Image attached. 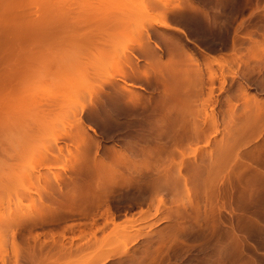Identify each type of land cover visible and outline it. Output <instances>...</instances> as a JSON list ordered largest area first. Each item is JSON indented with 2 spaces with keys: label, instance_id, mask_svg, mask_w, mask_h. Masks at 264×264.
Listing matches in <instances>:
<instances>
[{
  "label": "rangeland",
  "instance_id": "rangeland-1",
  "mask_svg": "<svg viewBox=\"0 0 264 264\" xmlns=\"http://www.w3.org/2000/svg\"><path fill=\"white\" fill-rule=\"evenodd\" d=\"M93 1L52 61L0 48L37 61L2 59L0 264H264V0Z\"/></svg>",
  "mask_w": 264,
  "mask_h": 264
},
{
  "label": "bare ground",
  "instance_id": "bare-ground-1",
  "mask_svg": "<svg viewBox=\"0 0 264 264\" xmlns=\"http://www.w3.org/2000/svg\"><path fill=\"white\" fill-rule=\"evenodd\" d=\"M96 2L95 1H93V0H0V18H1V23L2 22H5V23H7V27H9V25H10V23H8V22H20V24L21 25H19V26H14L13 24L14 23H11V26L13 25V27H15V28H13L12 29V31H11V29H6V30H2L3 32H5L6 31V36H3V34H1L0 36H2V37H0V38H2V40H5V39H3V37L5 38H7V40L9 41V43H10V41H12L11 42V44H9L8 43V41H4L3 42V45L6 43V44H8V45H4V47H3V45H2V47H0V48H7L8 46L10 47V49H9V51L10 50H12L13 48H14V50H17V49H19V48H22L23 46V44L25 45V44H28V47H27V45H25L23 48H25V47H27L28 49H29V47L30 46H32L33 45V43H34V45L30 48V51H31V53H30V55H32V53L34 52L33 50H36L34 47H39V50L37 51H35V52H38V54L36 55V53H35V55H34V58L36 57V59H37V57H38V59H40V57H47L46 59H48L47 61H50L51 60V57H49V56H52L51 55V52H49V50H50V47L51 46H55V43L57 42V41H59L60 43H62V41H64L65 43L67 42V41H75L76 39L78 40L79 39V41H81V40H84L85 39V37H86V33H89V29L91 30L90 32L93 34V32L94 31H92V29L93 28H90L91 27V21L90 20H92L91 18H93V16L97 13V11H99L100 10V8L99 7H97L98 5L97 4H95ZM90 21L89 23H86V22H88V21ZM4 24V23H3ZM16 24V23H15ZM17 24H19V23H17ZM31 25V26H30ZM90 25V26H89ZM1 26H3V25H1ZM5 26V27H6ZM11 26L9 27V28H11ZM25 26H28L29 28L30 27H32V28H30V29H32L31 30V32H30V29H28L27 27H25ZM35 26H38V27H40L39 29H38V27H37V29H35ZM4 27V26H3ZM3 27H0V28H2L3 29ZM88 27H89V29H88ZM26 28V29H25ZM5 29V28H4ZM15 29V30H14ZM34 29V30H33ZM41 30V31H40ZM1 31V32H2ZM14 31L17 33H14ZM26 33H25V32ZM88 31V32H87ZM0 32V33H1ZM33 32V33H32ZM19 33H21V35H22V37L24 38V36H26L27 38H30V39H28L29 40V43H28V41H26V39H22V37L20 36V34ZM91 33H89V34H91ZM19 34V35H18ZM88 34V35H89ZM4 35H5V33H4ZM16 36V35H18V36H16V37H13V36ZM88 35H87V37H88ZM85 36V37H84ZM9 37H10V40H9ZM11 37H12V39L13 40H15V43L17 44V42L20 44L21 43V45L19 46V48H17V47H14V45H15V43L13 42V40L11 39ZM17 37H20L22 40H25V42H27V43H25V42H21V40L20 39H18ZM25 37V38H26ZM80 37H83V38H81L80 39ZM16 38H17V40H19V41H17L16 40ZM32 39L34 40V42L32 41ZM76 40V41H77ZM86 40H88V38H86ZM17 41V42H16ZM30 41L32 42L31 44H30ZM75 41V42H76ZM78 41V43H83V41H81V42H79ZM47 42L50 44V46H48V44H47ZM0 43H2V41L0 40ZM13 43V44H12ZM59 43V44H60ZM71 43H73L74 44V42H71ZM77 43V44H78ZM84 43H86L85 41H84ZM41 44L43 45V46H41ZM47 44V45H46ZM52 44V45H51ZM63 44V43H62ZM61 44V45H62ZM18 45V44H17ZM46 45V46H45ZM58 45V44H57ZM13 46V47H12ZM16 46V45H15ZM22 46V47H21ZM66 46V45H65ZM8 47V48H9ZM12 47V48H11ZM36 47V48H37ZM43 47H48L47 49L46 48H44V49H41V48H43ZM8 48L6 49L7 50V52H9L8 51ZM16 48V49H15ZM21 49V51L20 50H17V51H20L19 53L18 52H16V54L18 53L19 55H20V53H22V52H24V54H26L27 52H28V50L26 49V51L24 50V49ZM32 48H34V49H32ZM54 48V47H53ZM52 48V49H53ZM62 48V47H61ZM80 48V47H79ZM38 49V48H37ZM43 50L42 52H41V50ZM57 49V48H56ZM59 49V48H58ZM57 49V50H58ZM3 50H5V49H0V52H4ZM59 50H62V49H59ZM29 51V52H30ZM50 53H48V52ZM11 52V51H10ZM57 52V51H56ZM55 52V53H56ZM64 52V51H63ZM62 52V53H63ZM14 53H15V51H14ZM13 53V54H14ZM54 53V54H55ZM1 55H0V62L2 63V59H3V57H7L6 55H8L9 53H7L6 54V51H5V54H3V57H2V53H0ZM13 54H11L10 53V55H13ZM17 54V55H18ZM28 54V53H27ZM66 54H67V51H66ZM5 55V56H4ZM58 55H60V54H58ZM62 55V54H61ZM14 56V55H13ZM13 56H9L8 55V57H10L8 60H9V62L6 64V66H5V62L3 61V63H4V70H3V72L5 71V67H6V69L7 68H9V69H12L10 66H11V64L10 63H13V62H15V60H17V58H15V59H13ZM24 56H29V54L28 55H24ZM54 56V55H53ZM52 56V57H53ZM14 57H18V56H14ZM22 57H23V55H22ZM31 57V56H30ZM30 57H29V63L31 62V64H33V63H37V61H30ZM57 57V56H56ZM20 58H21V56H20ZM6 59V58H5ZM4 59V60H5ZM10 59H11V61L12 62H10ZM25 59H27L26 57L23 59V60H25ZM33 59V58H32ZM37 59V60H38ZM45 59V60H46ZM50 59V60H49ZM54 58H52V60H53ZM58 59V58H57ZM22 60V58H21V61L22 62H28L27 60L26 61H23ZM45 60H44V62H45ZM51 60V61H52ZM55 61V60H54ZM17 62H20V59H19V57H18V60H17ZM39 62H41V59H40V61ZM58 62H60V60L58 61ZM57 62V63H58ZM61 62H63V60L61 61ZM0 63V65H2V66H0V70H1V67H3V63L1 64ZM36 63H35V65H36ZM9 64H10V66H9ZM13 64H14V66L15 67H13ZM12 64V67L14 68V70H15V68H16V70H17V67H19V69H20V65L21 64H23L22 66H24V67H30L31 66V64H28L27 66H25L26 64H24V63H18V65H15L16 64V62L15 63H13ZM44 64V63H43ZM42 64V65H43ZM49 64V63H48ZM61 64V63H60ZM7 65H8V67H7ZM30 65V66H29ZM34 65V64H33ZM51 65V64H50ZM59 65V64H58ZM57 65V66H58ZM17 66V67H16ZM40 66V65H39ZM31 67H33V66H31ZM51 67V66H50ZM62 67V66H61ZM60 67V68H61ZM38 68H40V67H38V65H37V67H36V69H38ZM52 68V67H51ZM23 69V68H22ZM33 70H35L34 68H32ZM41 69H42V67H41ZM48 69V68H47ZM13 70V69H12ZM15 70V73L16 72H18L19 73V71L21 72V71H23V70H17L16 71ZM30 70V69H29ZM9 71V72H8ZM6 70L4 73H5V76H10L11 75V71L10 70ZM26 71H27V69H26ZM40 71L41 70H38V72L40 73ZM43 71V70H42ZM45 71V70H44ZM2 72V71H1ZM2 72V73H3ZM25 72V71H24ZM3 73V74H4ZM10 73V74H9ZM13 73V72H12ZM37 72L35 71V74H36ZM3 74H2V77H5V76H3ZM17 74V73H16ZM22 74V73H21ZM19 75V76H21V77H23V75ZM25 75L24 76H26V73H24ZM29 74V73H28ZM27 74V75H28ZM32 74V73H31ZM31 74H29V75H31ZM33 74H34V72H33ZM32 74V75H33ZM40 74H44V73H40ZM11 76H13V75H11ZM10 76V77H11ZM18 76V77H19ZM35 76V79L37 78L36 77V75H34ZM34 76H33V78H34ZM0 77H1V75H0ZM10 77H7L6 79L7 80H9V79H11ZM16 77H17V75L14 77L15 79H11L15 84H16V88L18 87V89H19V86L21 85H19V83H21V81H22V78H21V80L20 81H18L17 79H16ZM41 77H45V75L44 76H42L41 75ZM29 78H30V76H29ZM28 78V79H29ZM32 78V77H31ZM2 78H0V80H1ZM4 79L5 78H3V81H4ZM19 79H20V77H19ZM38 79V78H37ZM43 79V78H42ZM15 80L16 81H18V82H15ZM44 80L45 79H43V81L42 82H44ZM25 81V79H23V81L22 82H24ZM27 81V80H26ZM29 81H30V79H29ZM31 81H34V82H36L35 80H33V79H31ZM38 81H40V80H38ZM4 82H6V80L4 81ZM12 82V84L14 85V83ZM3 83V82H2ZM7 86H5V84L6 83H4V85H2L1 87H5V89H6V87H8V85L10 86V85H12L11 84V81L10 82H8L7 81ZM10 83V84H9ZM24 83H27V82H24ZM29 83V82H28ZM32 83V82H31ZM31 83H29L28 85L29 86H31L30 84ZM1 84V83H0ZM23 84V83H22ZM33 84V83H32ZM42 84V83H41ZM12 85V86H13ZM19 85V86H18ZM24 85V84H23ZM23 85H21L22 87H20L21 88V92L24 90V88H26V86H27V84L25 85V87L23 86ZM12 86H10L11 88H12V91L13 90H15L16 88H14L15 87V85L12 87ZM33 86V85H32ZM31 86V87H32ZM39 86H41V85H39ZM44 86V85H43ZM42 86V87H43ZM0 87V88H1ZM30 87V88H31ZM34 87V86H33ZM2 88V89H3ZM10 88V89H11ZM14 88V89H13ZM29 88V87H28ZM29 88V89H30ZM40 88V87H39ZM1 89V90H2ZM4 89V90H5ZM9 89V88H8ZM18 89H16L17 91H15V92H18L19 91V93H20V89L18 90ZM36 89H38V88H36ZM41 89V88H40ZM40 89H39V91H40ZM0 90V91H1ZM31 90V91H30ZM30 90H28V91H30L31 93H29V95H31L32 94V91H34V90H32V88L30 89ZM28 91H26V93L28 92ZM37 91V90H36ZM6 92L8 93V92H11V90L10 91H8V90H6V91H4V92H2V93H4V94H2L1 93V95L2 96H4V95H6ZM14 92V93H15ZM23 92H25V90L23 91ZM13 93V92H12ZM35 93V92H34ZM33 93V96H32V100L31 101H33L34 99H38V96L36 97V98H34L35 96H36V93L34 94ZM37 93H38V91H37ZM40 93V92H39ZM21 94V96H22V93H20ZM40 94H42V93H40ZM9 95V98H13V97H11V94H8ZM8 95H7V97H8ZM15 94H12V96H14ZM25 95V94H24ZM23 95V96H24ZM28 95V94H27ZM28 95V97L26 96H24V98H22V97H20L18 94L17 95H15L16 96V98H17V96H19L18 98L20 99V103H22L21 101H25V100H28L29 101V99H31V97ZM2 98V97H1ZM16 98H13V100H15V101H17V102H19V100L17 99L16 100ZM39 98H40V96H39ZM42 98V97H41ZM7 99V102H8V98H6ZM37 99H36V102H37ZM5 100V99H4ZM3 100V101H4ZM12 99H11V102L13 101ZM27 101V102H28ZM40 101V100H39ZM5 102L6 101H4V102H2L3 103V105H7V103L5 104ZM26 102V101H25ZM24 102V103H25ZM34 103H35V101H33ZM47 102H49V101H47ZM45 103V102H44ZM50 103V102H49ZM1 104V103H0ZM13 105L15 104L14 103V101H13V103H12ZM29 105L31 104V103H28ZM41 104V103H40ZM46 104V103H45ZM2 104H1V106H3ZM9 105H11V104H9ZM21 105V104H20ZM31 105H33V104H31ZM42 105V104H41ZM44 105V104H43ZM1 106H0V108H1ZM12 106V105H11ZM24 106H28V105H24ZM3 107H5V106H3ZM7 107H8V105H7ZM7 107H6V109L5 108H3L4 110L2 111V112H4L5 114L7 113L6 111L7 110H9V109H7ZM14 107H16V105H14ZM22 107V106H21ZM32 106H30V108H31ZM37 107V106H36ZM35 107V108H36ZM44 107V106H43ZM11 108V107H10ZM20 108V107H19ZM25 108V107H24ZM24 108H22V112H23V109ZM16 109V108H15ZM17 109H18V106H17ZM2 110V109H1ZM1 110H0V113H1ZM20 110V109H19ZM18 110V111H19ZM10 111V110H9ZM13 111H15L16 112V110H13ZM17 111V113H20V111L18 112ZM41 111V110H40ZM21 112V113H22ZM32 112V111H31ZM9 113V112H8ZM12 113V112H11ZM10 113V115H12ZM20 113V114H21ZM29 113V114H28ZM27 114H28V116L29 115H32V114H34V111H33V113H30V112H28ZM42 113V112H41ZM36 115V114H35ZM42 115V114H41ZM19 116H21V118L23 117V115H18L17 114V117L15 116V117H13L12 116V118L11 117H9L10 119H13V118H16V120L15 119H13L12 121H13V123L11 122V120L9 119V120H6L5 119V116L2 118L1 116V118H2V120H0V146H2L4 149H5V147H7L6 145L8 144V142L6 143V145H2V144H4V142L2 143V141L6 138L5 137V133H6V136H7V134H9L8 132V130L9 129H11V127H13L12 126V124H15L16 123V121H17V118L19 117ZM8 117V116H7ZM23 119V118H22ZM22 119H21V121H22ZM4 120H6V121H4ZM15 120V121H14ZM18 120H19V118H18ZM15 122V123H14ZM18 122V121H17ZM19 123H20V121L17 123L18 125H19ZM23 123V122H22ZM17 124H16V126L15 127H17ZM32 124V123H31ZM10 125H11V127H10ZM21 125V124H20ZM30 125V124H29ZM10 128H9V127ZM22 126V125H21ZM14 127V128H15ZM30 127V126H29ZM8 128V129H7ZM13 128V129H14ZM18 128V127H17ZM15 130V129H14ZM13 130V131H14ZM23 131H24V129H23ZM5 132V133H4ZM12 132V131H11ZM9 136V135H8ZM5 137V138H4ZM9 138V137H8ZM7 140V139H6ZM6 140H4V141H6ZM9 140V139H8ZM7 140V141H8ZM10 145V144H9ZM1 147V148H2ZM9 147V146H8ZM12 147V146H11ZM2 148V149H3ZM13 148V147H12ZM2 149H0V151H3L2 152V154L1 155H3V153L5 154V155H3L5 158H3V157H1V161L3 162V163H1V161H0V165H1V168L3 169V167H5V165L4 166H2L3 164H4V162H5V164H7V166H9L8 168H11L10 167V164H8V162H10V161H8V159H7V157H12L13 156V154H12V156H10L11 155V153L8 151V150H10V149H6L7 150V152H9L10 153V155H9V153L7 154L6 152H4V149L2 150ZM5 150V151H6ZM13 152V151H12ZM1 153V152H0ZM8 155V156H7ZM7 156V157H6ZM42 157V156H41ZM40 157V158H41ZM44 158H45V156H44ZM50 158V157H49ZM4 161H3V160ZM6 159V160H5ZM48 159V158H47ZM47 159H45L46 161H47ZM42 160V159H41ZM49 160V159H48ZM51 160V159H50ZM7 161V162H6ZM44 161V160H43ZM52 161V160H51ZM11 163V162H10ZM12 165V167H15V166H13V164H11ZM7 166H6V169H7ZM1 169V172H0V177L1 176H3V177H1V178H4V179H8V176H6V175H8L9 174V171H8V174H6L7 173V170L5 169V172H4V170H2ZM10 170V169H9ZM5 174H4V173ZM5 176H6V178H5ZM1 178H0V181H1ZM3 179V180H4ZM59 180V179H58ZM2 183V184H1ZM4 183H7V180L6 181H4V182H0V184L1 185H3ZM58 183V182H57ZM60 183V182H59ZM52 184H53V182H52ZM7 185V184H6ZM51 185V184H50ZM54 186H55V183L53 184ZM2 187H6L5 185L4 186H2ZM0 188V194L1 195H3L4 196V194H7V192H6V190L4 191V192H2V190H4L3 188ZM51 187V186H50ZM58 187V186H57ZM6 189V188H5ZM58 190V189H57ZM3 193V194H2ZM63 193V192H62ZM66 192H64V194H65ZM70 194V193H69ZM0 195V196H1ZM70 196V195H69ZM6 197V196H5ZM51 211V210H50ZM50 211H48V212H50ZM52 212V211H51ZM53 212H56V210H54ZM58 212V211H57ZM43 214V213H42ZM47 214H50V213H47L46 212V215ZM54 214V213H53ZM56 214V213H55ZM64 214V213H63ZM51 215V214H50ZM55 216V215H54ZM52 217V218H56V217ZM62 216V215H61ZM44 217H46L45 215H44ZM49 217L51 218V216H48V219H49ZM63 217V216H62ZM68 217V216H67ZM47 218V217H46ZM51 218V220L53 221V219ZM41 219V218H40ZM64 218H62V220H63ZM55 220V219H54ZM48 221V220H47ZM51 221V222H52ZM56 221V220H55ZM55 221H53V222H55ZM49 222H50V219H49ZM59 222V221H58ZM22 224V223H21ZM16 225V226H11V230H12V228H13V230H12V237H13V240L15 241V239H14V237H15V235H16V233L15 232H13L14 231V229L17 231L18 229L20 230V227H25V226H23V225ZM25 224V223H24ZM37 225V224H36ZM35 226V225H34ZM19 227V228H18ZM100 229H101V227H100ZM24 230V229H23ZM21 231V230H20ZM18 232V231H17ZM13 233H15V235L13 234ZM19 234V233H18ZM17 234V235H18ZM92 234H94V233H92ZM14 235V236H13ZM95 235V234H94ZM38 237V236H37ZM7 240V239H6ZM36 240V239H35ZM38 240V239H37ZM46 242V241H45ZM12 242L10 241V244H11ZM14 243V242H13ZM16 243H17V241H16ZM42 243V242H41ZM44 243V242H43ZM42 243V244H43ZM5 244V243H4ZM18 244V243H17ZM46 244V243H45ZM7 245V244H6ZM6 245H5V247H6ZM39 245H41V244H39ZM11 246H12V244H11ZM14 246H15V244H14ZM19 246H20V244H19ZM41 246H43V245H41ZM17 247H18V245H17ZM16 247V249H14V250H17V251H12L13 252V254H18V255H15V257H16V264H18L17 262H19L18 261V259H20V257H22V256H20L19 258H18V256H19V253L20 252H22V251H20L21 250V247H20V249H19V247L17 248ZM23 247V246H22ZM34 247H36V246H34ZM12 248V247H11ZM45 248V247H44ZM6 249V248H5ZM18 249H19V251L20 252H18ZM27 249H28V247H27ZM31 249H32V247H31ZM39 250V249H38ZM30 251V250H29ZM37 251V250H36ZM35 251V252H36ZM43 251V250H42ZM42 251H39V252H42ZM1 252V251H0ZM31 252V251H30ZM33 252V251H32ZM27 253V252H26ZM37 253H38V251H37ZM44 253V252H43ZM46 253V252H45ZM44 253V254H45ZM30 254H32V253H30ZM33 254H34V252H33ZM39 254V253H38ZM24 255V254H23ZM36 255V254H35ZM43 255V254H42ZM46 255V254H45ZM49 255V254H48ZM28 256H29V258L31 259V257H30V255L28 254ZM33 256V255H32ZM40 256V255H39ZM39 256H38V258H39ZM35 257H37V256H35ZM46 257H48V256H46ZM45 258V257H44ZM31 260H33V258L31 259ZM35 260H37V259H35ZM40 261V260H39ZM42 261V260H41ZM40 261V262H41ZM45 263V262H44ZM49 263H50V261H49ZM7 264V263H6ZM14 264V263H13ZM23 264V263H22ZM43 264V263H42ZM46 264V263H45Z\"/></svg>",
  "mask_w": 264,
  "mask_h": 264
}]
</instances>
